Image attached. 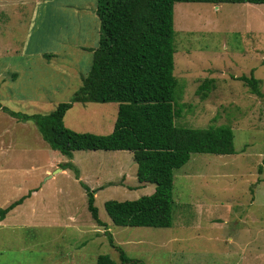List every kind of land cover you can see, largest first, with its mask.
Returning <instances> with one entry per match:
<instances>
[{
	"label": "rangeland",
	"instance_id": "374dc122",
	"mask_svg": "<svg viewBox=\"0 0 264 264\" xmlns=\"http://www.w3.org/2000/svg\"><path fill=\"white\" fill-rule=\"evenodd\" d=\"M95 8L96 0H0L2 105L47 113L70 101L92 63V52L76 45L98 43ZM173 24L180 109L174 122L191 128L231 127L234 153H192L173 171L169 227L119 226L104 202L133 200L155 189L138 182L130 151L79 150L68 157L44 141L41 148L29 141L17 144L19 130L13 126L18 121L0 110V194L11 185L3 178L31 173L43 184L36 207L48 210L52 220L44 227H1L0 264H97L102 254L115 264H132L119 260L105 231L142 264H264V4L176 2ZM251 70L262 96L236 79ZM205 78H212L214 87L202 97L196 89ZM116 111L115 102L74 103L64 123L75 131L106 134ZM9 142L13 149L7 148ZM23 145L30 150H20ZM57 161L71 163L79 178L67 168L42 179L45 168ZM81 183L94 191L104 225L91 217ZM22 209L25 217L29 206Z\"/></svg>",
	"mask_w": 264,
	"mask_h": 264
},
{
	"label": "trees",
	"instance_id": "16d2710c",
	"mask_svg": "<svg viewBox=\"0 0 264 264\" xmlns=\"http://www.w3.org/2000/svg\"><path fill=\"white\" fill-rule=\"evenodd\" d=\"M176 2L254 3L264 0H96L99 20L98 43L92 51V63L82 85L70 101L60 102L47 113L15 111L0 102V110L20 122H32L53 150L72 156L79 150H127L135 161L139 183L154 184V191L133 200H107L104 209L119 226L169 227L172 223L173 171L183 166L192 153L232 154L234 133L227 125L204 128L177 126L180 109L175 100L178 86L174 69L173 7ZM53 56L48 54L46 57ZM250 91L262 96L253 70L236 77ZM205 78L196 92L205 97L214 87ZM117 103L113 129L108 134L79 132L68 128L64 116L74 103ZM264 163V158H263ZM73 168L69 162L62 169ZM258 170H261L259 166ZM87 195V208L98 225H104L94 205V191L81 183ZM24 195L0 208L3 218ZM111 247L122 263L142 264L129 258L105 231ZM97 264H115L106 254Z\"/></svg>",
	"mask_w": 264,
	"mask_h": 264
},
{
	"label": "crops",
	"instance_id": "0c3cea01",
	"mask_svg": "<svg viewBox=\"0 0 264 264\" xmlns=\"http://www.w3.org/2000/svg\"><path fill=\"white\" fill-rule=\"evenodd\" d=\"M93 7V5H92ZM92 10H94V7L92 8ZM89 45L84 44V43H78L76 45L77 48H80L81 50H89L91 51L93 48H95L96 46H90ZM92 52V51H91ZM51 54V53H50ZM16 78V76H15ZM20 101L22 99H19ZM94 103V102H92ZM9 119V118H8ZM9 124V122H8ZM4 125L0 124V134L1 131L3 130ZM8 126V125H7ZM13 128H16L17 130H19V135H17V138L15 139V141H17L19 143H23L25 144V142L29 141L33 144V146L37 147V148H41L43 147L44 144V140L42 139V137L40 138V136H38V134H36V132H33L30 129V126L27 122H16V124L13 126ZM113 129V127H112ZM112 129H110L112 131ZM109 131V133L111 132ZM108 134V133H106ZM14 141V142H15ZM34 143H33V142ZM44 141V142H43ZM14 142H9L7 148L8 149H13ZM46 143V142H45ZM3 148V147H0ZM20 150H30V148L27 145H23L22 148ZM91 151H96V150H91ZM115 151H122V150H115ZM63 164L61 161H57L54 163V165L52 164L49 168H45L43 175L41 176L42 179H51L53 177H55L56 173L61 172V173H66V169H62L63 165L61 166V168H56L58 165ZM34 168V167H32ZM30 176H22V177H13V176H8L3 178L4 182L7 184H11L10 187H8L6 189V187L3 188V193L0 194V208H5L6 206H8L11 202L19 199L20 197L24 196V195H28V197L26 196V198L24 199V201L15 206L13 209H11L3 218H0V228L4 227L6 225L9 224H27L30 226H37V227H44L45 225L49 226L51 221L50 220V212L48 210H45L44 208L39 209L36 207V200L39 197V192L41 191V187L39 186V184H42V181L40 182L38 180V178H36L33 174L29 173ZM50 174V175H47ZM24 177H27V180L24 179ZM5 190V191H4ZM29 193V194H28ZM7 195V197L4 196ZM4 196V197H3ZM42 196L44 197V195L42 194ZM26 205L27 207L29 206V211L27 212V214H25V217H23V209L22 207H26L24 206ZM97 231V230H96Z\"/></svg>",
	"mask_w": 264,
	"mask_h": 264
}]
</instances>
